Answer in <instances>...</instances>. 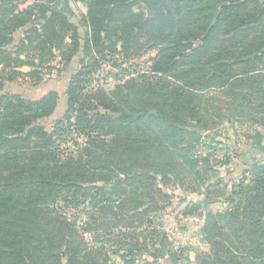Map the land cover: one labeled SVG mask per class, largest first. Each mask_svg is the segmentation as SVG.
Returning <instances> with one entry per match:
<instances>
[{"label": "trees", "instance_id": "obj_1", "mask_svg": "<svg viewBox=\"0 0 264 264\" xmlns=\"http://www.w3.org/2000/svg\"><path fill=\"white\" fill-rule=\"evenodd\" d=\"M28 3L0 0V264H182L158 223L172 190L201 197L195 264H264V0ZM53 71L71 76L50 131L59 92L14 86Z\"/></svg>", "mask_w": 264, "mask_h": 264}, {"label": "rangeland", "instance_id": "obj_2", "mask_svg": "<svg viewBox=\"0 0 264 264\" xmlns=\"http://www.w3.org/2000/svg\"><path fill=\"white\" fill-rule=\"evenodd\" d=\"M78 11H86L82 4H79ZM157 52L152 51L145 55L143 59L140 60L139 63L148 61L151 58H154L156 56ZM62 69V68H57ZM108 71V69H107ZM67 74V73H65ZM64 74V77L61 75L58 76V73L53 71L52 75H54L53 79H48L44 85L41 87H38L34 89L33 92L29 93V96L32 98H39L44 92H47L49 90L55 89L60 92H64L65 87L67 85L66 79L67 75ZM63 78V79H62ZM106 79V78H105ZM109 86H113V84L116 82L114 77H110L106 79ZM28 95V91L24 92ZM66 113V106L65 104H60V107L58 108L56 114L50 119H48L45 122L46 128L48 130H52L53 123L64 116ZM220 133L222 135L226 136L228 135L231 142L237 144L239 142L240 146H244L245 142L243 139L241 141H238L235 139V136L237 132L232 130L231 126L228 124H225V126L220 128ZM224 147H219L217 152L215 153V159L217 161H223L224 157L226 155ZM205 153H207V150L202 148ZM237 161V160H236ZM236 161L230 166H217L220 171L219 177L223 179L224 182L230 184L232 186L233 183L238 181L240 179L242 168L241 166H236ZM215 164V163H214ZM172 194H175V198L172 201V205L169 206L162 214L158 217V223L162 226L163 230L168 234L171 243L173 244V248L177 251H185V257L186 261L182 264H195L197 251H203L202 246L204 244L202 235L200 233L203 224L204 219L200 218L199 216H186L183 214L184 207H186L190 202H196L201 199L200 196L196 194H192L190 192H183V191H174L172 190ZM183 196L186 197L187 203L183 205H179L180 198ZM204 247V251H206ZM184 261V260H183ZM112 263L113 264H122L121 261L118 259V257H112Z\"/></svg>", "mask_w": 264, "mask_h": 264}, {"label": "crops", "instance_id": "obj_3", "mask_svg": "<svg viewBox=\"0 0 264 264\" xmlns=\"http://www.w3.org/2000/svg\"><path fill=\"white\" fill-rule=\"evenodd\" d=\"M35 0H29V3L27 4V5H25V6H23L24 8L26 7V6H28V5H31L33 2H34ZM80 4V3H79ZM79 4H72V7H73V9H74V13H75V16H74V18H73V22L74 23H76V22H78L79 21V19L81 18V16L83 15V14H85L86 13V11L84 12V11H78L79 9H78V7H79ZM83 6V8L86 10V8L84 7V5H82ZM22 32L23 31H21V34H22ZM20 33V32H19ZM19 36H20V34H19ZM54 66H55V68H61L62 67V65H60V64H58V61L57 62H55L54 63ZM76 68V66H75V64H73L72 66H71V70H73V69H75ZM22 71L23 72H29L30 71V69L28 68V67H24L23 69H22ZM56 71V70H55ZM56 73H58V72H56ZM65 73H67V74H65ZM64 74L65 75H67L66 77V79H68L67 80V85H66V87H65V90H64V92H60V91H58V90H56V91H58L59 92V94H60V102H59V105H58V108L60 107V104H65V106H66V89H67V86H68V84H69V81H70V76H71V72L70 71H68V72H62V76L64 77ZM60 75V76H61ZM58 76H59V74H58ZM54 78V75H52V76H46V78H45V80H44V82H43V84H41V86L42 85H44V83H46V81H48V79H53ZM63 79V78H62ZM21 83V84H20ZM20 85L21 86H18V85H15L14 87L17 89V90H20L23 94H25L24 92L25 91H28V95H29V93H31V92H33L34 91V89H36V88H38V87H32V85H31V83L30 82H25V81H23V80H20ZM41 86H39V87H41ZM55 90V89H54ZM44 93H46V92H44ZM43 93V94H44ZM25 95H27V94H25ZM42 96V95H41ZM40 96V97H41ZM39 97V98H40ZM32 98V97H31ZM34 99V98H33ZM36 99V98H35ZM38 99V98H37ZM58 108H57V110H58ZM57 112V111H56ZM54 114H56V113H54ZM54 116V115H53ZM52 116V117H53ZM240 166L239 164H238V162L236 161V166ZM203 248L204 247H206L205 249L206 250H208V248H207V246H206V244L204 243L203 244V246H202ZM202 248V250L204 251V249Z\"/></svg>", "mask_w": 264, "mask_h": 264}]
</instances>
